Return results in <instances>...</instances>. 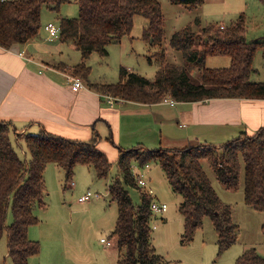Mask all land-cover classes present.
<instances>
[{"label":"trees","instance_id":"1","mask_svg":"<svg viewBox=\"0 0 264 264\" xmlns=\"http://www.w3.org/2000/svg\"><path fill=\"white\" fill-rule=\"evenodd\" d=\"M191 8L205 0H173ZM264 2V0H262ZM71 0H0V46L35 40L42 27L44 6L59 12ZM78 17L59 19L62 42H69L81 53L82 60L65 68L71 76L85 81L92 89L106 96L145 104L163 102L170 97L179 102H197L212 98L264 99V81L253 80L257 72L254 59L262 51L264 40L249 41L246 37L247 17L241 13L227 25L203 24L197 16L192 24L175 31L169 45L180 51L184 63L166 62L164 46V13L159 0H77ZM141 15L148 25L143 38L159 50L161 63L153 80L120 68L116 83L92 82L87 60L93 53L102 57L108 47L130 34L134 18ZM209 56H228L229 67L208 68ZM198 68L199 81L192 74ZM10 122L0 119V244L7 239L8 255L13 264H29L41 251L39 241L29 237V229L39 223L37 208H45V170L56 163L64 170L68 182L78 165L92 166L99 179L109 176L112 164L98 148V134L89 141L75 140L41 130L19 137L31 155L30 162L17 153L11 139ZM113 142V137L108 138ZM206 160L227 190H237L244 173V201L256 211H264V127L255 134H242L216 147L212 144L189 145L184 148L145 149L138 145L119 150V176L111 181L108 192L117 203L118 218L113 232L117 238L120 258L117 264H181L171 263L152 244V197L141 193L136 205L128 187L139 188L132 164L144 166L157 161L172 190L181 196L179 211L184 218L182 244L193 241L206 217H211L217 232L218 253L236 244L239 226L233 220V209L215 191L202 162ZM12 215V221L8 218ZM236 264H264V256L255 247L245 250Z\"/></svg>","mask_w":264,"mask_h":264},{"label":"rangeland","instance_id":"2","mask_svg":"<svg viewBox=\"0 0 264 264\" xmlns=\"http://www.w3.org/2000/svg\"><path fill=\"white\" fill-rule=\"evenodd\" d=\"M164 13V46L166 47V62L183 64L184 59L180 51L170 45L172 34L181 28L192 24L199 16L202 23L227 24L234 20L240 13L245 12L252 16H262L259 25L247 21L249 37L263 34L264 36V3L261 0L249 1L248 4L239 7L237 2L230 0H205L196 8L175 2L173 0H159ZM231 2V3H230ZM79 5L77 0H71L61 5L59 12L51 11L46 6L42 9V31L46 24L53 23L59 26V17H78ZM251 24V25H250ZM148 21L141 15L134 18V26L130 34L124 36L119 43L109 45V54L102 57L93 53L86 61L91 67L89 79L93 82L116 83L119 80L120 68L126 67L142 76L153 80L161 63L155 53L159 48L143 38V32ZM249 26V27H248ZM251 30V31H250ZM41 31V30H40ZM42 35H46L43 31ZM45 37V36H44ZM69 43V42H67ZM72 44V43H70ZM71 60L79 63L81 53L68 50ZM168 51V52H167ZM168 53V54H167ZM221 60H228V56H219ZM230 58V57H229ZM214 60V59H212ZM207 65H212L209 61ZM254 67L257 72L253 80L264 81V64L262 51L259 50L254 59ZM194 69V68H193ZM196 81H199L198 72L192 71ZM108 159L112 164L109 176L99 179L92 166L78 165L74 169L72 180H65L64 170L56 163H50L45 170V208H37L36 215L39 223L30 227L29 237L40 242L41 251L30 258V264H117L120 258V250L116 236L113 232L118 218V207L112 201L108 192L109 184L119 176L117 159L119 148L111 141ZM15 149L22 159L30 162L31 155L23 140L14 141ZM138 144H134L136 147ZM128 150V149H127ZM104 151V150H103ZM151 170L147 173L151 179V185L158 196L159 202L166 203L168 210L154 213L151 220L152 244L156 251L165 260L171 263L181 264H236L241 255L238 252L245 248L255 247L264 256V211H256L246 205L244 201V173L241 176L240 186L237 190H227L218 180L215 171L208 161L202 162L203 168L210 178L212 185L227 204L233 209V220L239 226V238L236 244L218 253L217 232L211 217H206L202 227L196 232L192 242L182 244L181 237L184 230V218L179 211L181 196L176 194L169 184L164 171L157 161L148 163ZM137 171H142L141 165L136 166ZM74 183L72 185L71 183ZM133 202L141 204L140 189L128 187ZM97 197L88 202H79L78 199L87 191ZM8 221H12L10 214ZM105 239L106 242H103ZM110 242L111 245H107ZM0 264H13L8 255L7 239L4 237L0 244Z\"/></svg>","mask_w":264,"mask_h":264},{"label":"crops","instance_id":"3","mask_svg":"<svg viewBox=\"0 0 264 264\" xmlns=\"http://www.w3.org/2000/svg\"><path fill=\"white\" fill-rule=\"evenodd\" d=\"M230 1L242 8L252 0ZM241 13L256 26L260 24L262 16L250 19L251 15L238 14ZM43 29L46 35H42L41 29L31 42L15 43L9 48L0 46V119L10 122L13 143L22 140L20 135L41 130L82 141L91 140L97 133L98 148L109 155L110 136L113 144L120 146L119 150L130 149L134 144L145 149L199 144L219 147L243 133L253 135L264 127V99L212 98L145 104L113 97L115 104L111 105L108 96L83 80L84 87L74 90L71 74L62 64L66 69L77 64L69 57L71 54L65 53L66 45L72 51L75 47L59 38L51 40L46 28ZM249 33L246 29L249 41L264 40L263 34L249 37ZM214 57L219 56L207 57L206 67L225 68L231 64L229 57L228 60ZM209 61L211 66L207 65ZM194 71L198 72V68ZM150 170L151 165L145 169L146 175ZM148 182L152 187L149 176ZM154 198L159 201L156 193Z\"/></svg>","mask_w":264,"mask_h":264},{"label":"built area","instance_id":"4","mask_svg":"<svg viewBox=\"0 0 264 264\" xmlns=\"http://www.w3.org/2000/svg\"><path fill=\"white\" fill-rule=\"evenodd\" d=\"M45 28L48 31L49 38L51 40L59 38L60 30H61L60 26H57V25L50 22L45 26ZM70 78H71V81L73 84L72 87L74 90H78V89H81L82 87H84L82 80H80L79 78H75L72 76ZM108 97L110 98L109 103L111 105H114L115 104V102L113 101L114 98L111 96H108ZM118 100H120V99H118ZM164 102L174 104L176 101L170 97H167L164 99ZM136 166H139V165L137 163L132 164V172L135 176V179L138 182V186L140 188V191L145 193L146 195H149L152 197L151 210H152L153 214L158 213V212H161V213L165 212L168 208V205L166 203H163V202L161 203L154 198V195H155L154 189L150 186V184L148 182V178H147L145 169L149 167V164L147 163L144 166L141 165L142 171H140V172L136 170ZM71 184L74 185L73 182ZM97 196H98L97 193L93 194L90 190H88L87 193H85L84 195L79 197L78 201L79 202H88L93 197H97ZM102 241L106 242L105 239H102ZM107 245H111V243L107 242Z\"/></svg>","mask_w":264,"mask_h":264}]
</instances>
